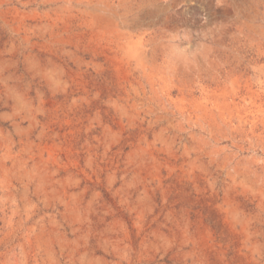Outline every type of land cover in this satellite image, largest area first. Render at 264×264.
<instances>
[{"label":"rangeland","instance_id":"rangeland-1","mask_svg":"<svg viewBox=\"0 0 264 264\" xmlns=\"http://www.w3.org/2000/svg\"><path fill=\"white\" fill-rule=\"evenodd\" d=\"M0 264H264V0H0Z\"/></svg>","mask_w":264,"mask_h":264}]
</instances>
